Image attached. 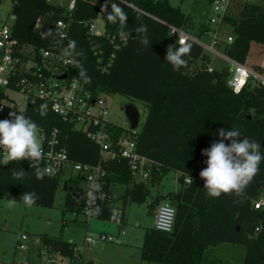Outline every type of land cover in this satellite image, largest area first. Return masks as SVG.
Returning a JSON list of instances; mask_svg holds the SVG:
<instances>
[{"label":"trees","instance_id":"trees-1","mask_svg":"<svg viewBox=\"0 0 264 264\" xmlns=\"http://www.w3.org/2000/svg\"><path fill=\"white\" fill-rule=\"evenodd\" d=\"M124 1L133 3L135 7L120 0H107V4L106 0H77L75 9L69 11L67 1L59 4L48 0H15L12 33L19 47H32L39 60L40 50L50 48L57 40V21L64 20L68 23V32L61 49L67 48L70 40H75L76 52L84 53L83 56H71L73 63L65 68L68 78H78L83 83L77 67L78 63L83 64L91 77V84H83L95 96L120 94L145 104L147 113L137 132L136 151L147 160L143 167L146 175L134 172L125 157L103 159L99 145L87 131L65 121L51 111L46 102L38 100L21 112L35 121L47 136L58 129L59 147L67 150L72 161L101 164L106 171L102 190L107 196L97 197L96 204L102 211L99 215H90L91 218L112 219L117 208L114 204L117 199L112 197L117 187L122 188L119 198L123 215L130 203L148 202L152 195L150 182L161 184L168 172L178 173L180 188L166 194L158 192L148 203L155 213L158 203L167 198L177 214L171 232H162L155 227L146 231L141 247L143 261L150 264H210L215 248L222 243H231L245 246L242 264H264V208L256 209L253 205L264 186V162L239 198L227 194L219 198L209 197L204 189L205 181L199 175L207 167V157L202 155V150L221 139L219 129L237 128L242 136L261 143L264 136V87L247 85L235 93L227 83V67L212 66L210 71L209 66L197 64L199 60L206 59L205 48L192 39L187 41L192 49L191 54L184 57L186 65L178 71L173 70L165 57L168 47L174 49L179 43L177 39L172 46L168 43L171 33L168 25L190 32L194 27L192 17L169 0ZM258 1L264 2L238 3L236 11L226 15L218 27V31L225 23L232 27L230 35L233 41L225 42L224 51L242 63H247L252 43L264 47V5ZM111 4L119 5L127 13L128 21L123 28L107 22ZM99 17L105 26L101 34L90 29L91 23ZM39 20L41 24L37 27ZM141 24L149 26L148 48L138 43L143 34L133 31ZM199 29L198 38L210 28L202 25ZM42 33L51 34L41 38ZM21 77L22 73H17L10 88L20 89L16 81ZM2 99H8V96L0 88ZM41 104L47 105L46 116H41L38 111ZM108 128L116 135L126 130L116 123H110ZM225 143L230 141L225 140ZM1 152L0 199L15 198L23 203L21 197L24 192H35L38 196L35 204L52 206L60 183L67 180L64 209L83 211L86 192L73 186L78 182L75 175L64 178L66 173L62 170L51 178L37 180L35 169L30 167L28 160L2 164ZM261 152L264 153L262 146ZM21 168L25 171L24 178L13 179L12 171ZM80 198L81 206L77 201ZM43 240L49 247H52V242H59L62 254L74 256L76 244L49 238Z\"/></svg>","mask_w":264,"mask_h":264},{"label":"built area","instance_id":"built-area-1","mask_svg":"<svg viewBox=\"0 0 264 264\" xmlns=\"http://www.w3.org/2000/svg\"><path fill=\"white\" fill-rule=\"evenodd\" d=\"M49 2H57L63 4L67 1L69 11L75 9L77 0H48ZM123 3L135 7L133 3L120 0ZM251 2L254 0H214L213 8L221 21L223 18L233 11L235 4L238 2ZM215 18L212 22H217ZM40 20L37 27H40ZM171 34H173L178 43L192 39L201 44L206 50L215 52L223 56L231 67L227 83L235 92L239 93L244 87L250 85L264 87V59L259 64L251 66L248 63L239 62L229 57L226 52H220L218 42V30L214 33L212 44H205L198 38L191 35L184 28L174 25H168ZM96 20L91 23L92 32L101 34L96 30ZM57 40H55L50 48L40 50V59H36V51L31 47L29 49H21L17 38L12 33V25L3 23L0 25V88L8 96V99L0 100V119H10L9 113L24 111L29 104L36 101H44L50 107L51 111L60 115L65 121L74 123L78 129L86 130L88 135L100 147V153L103 159H115L117 157H125L129 160L131 168L134 172H144L143 167L147 162L146 158L136 151V137L138 127L132 129L130 126L125 127L126 130L116 135L108 127L110 123H114L108 117L109 109L107 101L103 93L95 96L91 91L87 90L84 84L78 78L61 79L60 76L67 74L65 68L73 63L72 57H65L61 44L67 36L68 23L64 20H58L56 23ZM208 33V32H207ZM233 37L229 35L226 42H232ZM23 54V55H22ZM71 61V62H69ZM212 71L213 67L209 66ZM22 73L16 85L20 89L10 85L17 75ZM239 89V91H237ZM19 96V98H18ZM39 129V128H38ZM58 129H55L51 136H47L43 130L39 129V138L42 143L45 159L41 166L50 165L55 170V175L60 171H64L69 176L71 174L78 178V182H82L81 189L84 192L89 190L90 186L95 183L101 187L96 192L97 197H106V192L102 190L103 177L106 171L101 164L90 165L76 163L72 161L64 147H59ZM4 152H1V162L4 163ZM144 176L146 173H143ZM190 180L187 179V182ZM64 183V182H63ZM116 198V194L113 195ZM78 205L81 206L82 199H77ZM256 209L264 208V186L257 198L253 200ZM87 204L82 205L83 212H86ZM176 208L169 201L160 203L154 213V227L162 232H171L174 228L176 219ZM88 215V214H87ZM90 217V215H88ZM27 235L21 236L19 243L20 249H27L24 240ZM116 236L100 234L99 236L87 235L85 244H92L96 240L114 241ZM74 256H66L61 250L56 251L52 247L41 244L37 253L36 264H84L80 248L74 245ZM0 264H34L30 261H14L1 262Z\"/></svg>","mask_w":264,"mask_h":264},{"label":"rangeland","instance_id":"rangeland-1","mask_svg":"<svg viewBox=\"0 0 264 264\" xmlns=\"http://www.w3.org/2000/svg\"><path fill=\"white\" fill-rule=\"evenodd\" d=\"M170 3L179 7L188 16L192 17L194 27L190 29V33L198 35L199 27L204 25L210 28V32H206L200 36L205 44H212L214 33L218 30L220 20L217 13L214 11L213 4L207 0H169ZM15 0H1L0 3V25L3 23L13 24L14 17L12 7ZM264 5V2L258 1ZM237 4L234 6V11L237 9ZM215 18L217 22H212ZM96 30L100 33L104 32V20L99 17L96 20ZM232 27L229 24H223L218 32V42H220L219 50L224 52V44ZM176 38L170 33L168 43L173 45ZM205 60H199L197 64L200 66H215L218 68L231 67L229 61L223 56L215 52H210L205 49ZM264 59V47L258 43H252L251 51L247 59V63L251 66L259 64ZM196 64V65H197ZM107 101L109 109L108 117L111 121L124 127H129L130 123L125 114L123 106L128 103H135L139 112L140 120L138 130L141 128L147 113V107L140 101H133L130 98L112 93H103ZM19 98V96H18ZM39 136V129H38ZM69 175L66 173L64 178ZM151 185V197L147 203H130L127 206V221L118 223L115 215L119 212L115 211L114 216L110 220H102L89 217L83 211H72L64 209L65 190L63 183H60L54 204L52 206H44L33 204L27 207L24 203L17 202L14 208H7L5 202L7 200L0 199V261H30L37 263V253L44 244L46 238L54 240H62L74 243L80 248L84 264H88L91 258L88 254H92L93 250L109 249L111 244H122L124 252H130L131 256L125 258L120 264H145L138 257L137 252L141 249L146 231L154 227V213L150 210L149 202L155 197L158 192L168 193L180 188L178 181V173L175 171L168 172L161 184L156 182L149 183ZM76 188V187H75ZM122 189L118 187L115 194L120 197ZM120 193V194H119ZM170 201L163 199L160 201ZM171 202V201H170ZM158 203V205L160 204ZM118 206L122 207L121 199H117ZM157 205V206H158ZM157 208V207H156ZM156 210V209H155ZM118 239L114 241L96 240L92 244H85L87 235L99 236L100 234L117 235ZM27 235L28 239L24 240L27 249H20L19 243L21 236ZM85 251V256L83 253ZM92 251V252H91ZM246 248L243 245H234L231 243H222L214 250L213 259L210 264H242ZM124 254V253H123ZM116 263V262H115Z\"/></svg>","mask_w":264,"mask_h":264},{"label":"clouds","instance_id":"clouds-1","mask_svg":"<svg viewBox=\"0 0 264 264\" xmlns=\"http://www.w3.org/2000/svg\"><path fill=\"white\" fill-rule=\"evenodd\" d=\"M107 4V0H106ZM106 4L103 6L106 10ZM128 15L117 4H111V12L107 15V22L119 24L122 28L126 26ZM139 37L138 43L144 48L150 47L148 39L149 26L141 24L133 30ZM51 33H42L41 38H46ZM131 36V32L128 33ZM192 45L181 41L176 48L168 47L165 59L172 65L173 70L178 71L186 65L185 56L191 54ZM73 54L83 56V52H76V41L70 40L63 55L71 57ZM71 62V61H69ZM79 77L85 84H91V77L87 75L83 64L78 63ZM239 91V89L237 90ZM41 116L47 115V105L41 104L39 109ZM10 119H0V150L4 152V163L20 162L28 160L30 167L35 169L34 176L37 180H44L45 177H53L55 170L50 165L41 167L45 156L42 143L38 136V125L24 113H9ZM221 137L219 141L213 142L209 148L202 150V155L207 157V167L199 173L205 181L204 189L211 198H219L222 194L242 196L246 187L259 173L260 164L264 162V153L261 152V143L242 136L237 128L218 130ZM225 140L230 141L226 144ZM12 178L22 180L25 171L13 170ZM99 184L93 183L86 192V212L88 215H99L102 211L96 204V192L100 189ZM27 207L35 204L38 196L35 192H24L21 197ZM17 205L15 198L7 200L5 206L9 209Z\"/></svg>","mask_w":264,"mask_h":264},{"label":"crops","instance_id":"crops-1","mask_svg":"<svg viewBox=\"0 0 264 264\" xmlns=\"http://www.w3.org/2000/svg\"><path fill=\"white\" fill-rule=\"evenodd\" d=\"M208 32H210V31H208ZM191 35L194 36V37H196V38H198L196 35H194L192 33H191ZM198 39L201 40V38H198ZM220 44L221 43L219 42V46H220ZM63 185H64V183H63ZM82 185L83 184L80 181L79 182H75L73 184V186L76 187V189H81V186ZM120 188L121 187H119V189ZM117 189H118V187L116 188V190ZM116 199H119L117 195H116ZM116 203H117V200L115 201L114 204L117 207L116 210L118 209L119 212L114 216L115 219L118 221V223L126 222L127 221V212L125 211V213L122 215L121 214L122 213L121 212L122 207L120 208L118 206V204H116ZM119 235H120V233H118L117 235H114V236H116V239H118ZM122 249H125L124 246H122V244H111V246L109 247V249H106V248L103 249L101 247L100 250H93V252L91 251L92 254L91 253L88 254V256H90L89 259L91 258V260H90V262H88V264H120V262H122L123 259L131 256L130 252H128V251L127 252H124ZM83 256H85V251L83 253ZM137 257H138V259H140L142 261V263L145 262V264H150V263L142 260V258H141V249H139V252H137L136 258Z\"/></svg>","mask_w":264,"mask_h":264},{"label":"water","instance_id":"water-1","mask_svg":"<svg viewBox=\"0 0 264 264\" xmlns=\"http://www.w3.org/2000/svg\"><path fill=\"white\" fill-rule=\"evenodd\" d=\"M67 74H63L60 76L61 79L66 78ZM125 114L129 120L130 127L132 129L137 128L139 126V120H140V112L137 108V106L133 103H128L124 106ZM261 146L264 148V136L261 141ZM68 189V181H64V190L66 191ZM52 248L56 251L61 250V244L57 241L52 242L51 244Z\"/></svg>","mask_w":264,"mask_h":264}]
</instances>
